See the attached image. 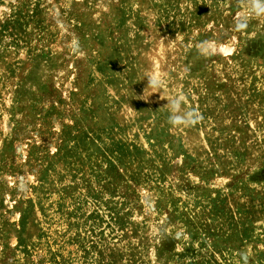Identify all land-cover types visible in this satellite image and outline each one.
<instances>
[{
    "label": "rangeland",
    "instance_id": "1",
    "mask_svg": "<svg viewBox=\"0 0 264 264\" xmlns=\"http://www.w3.org/2000/svg\"><path fill=\"white\" fill-rule=\"evenodd\" d=\"M0 264H264V15L0 0Z\"/></svg>",
    "mask_w": 264,
    "mask_h": 264
},
{
    "label": "clouds",
    "instance_id": "2",
    "mask_svg": "<svg viewBox=\"0 0 264 264\" xmlns=\"http://www.w3.org/2000/svg\"><path fill=\"white\" fill-rule=\"evenodd\" d=\"M247 5L248 11L256 16L264 15V0H242ZM237 30H244L247 28V16H243L241 21L236 24ZM198 52L201 55L211 56L214 54L213 49L209 47V42L204 41L198 45ZM147 87L159 89L162 87L163 81L157 76H148ZM184 100L183 96L173 98L168 101L169 107V124L174 127L179 126H194L203 118L197 111H182L181 104Z\"/></svg>",
    "mask_w": 264,
    "mask_h": 264
}]
</instances>
